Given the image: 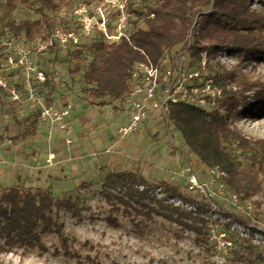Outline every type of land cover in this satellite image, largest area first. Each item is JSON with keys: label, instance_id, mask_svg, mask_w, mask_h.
Listing matches in <instances>:
<instances>
[{"label": "trees", "instance_id": "1", "mask_svg": "<svg viewBox=\"0 0 264 264\" xmlns=\"http://www.w3.org/2000/svg\"><path fill=\"white\" fill-rule=\"evenodd\" d=\"M99 1H75L65 19L60 14L61 0H0V40L6 38L22 45L45 43L56 27L75 26L73 5ZM137 1L142 4L140 9H133V1H127L128 36L119 41H109L101 31L94 30L79 44L61 49L53 42L45 50L32 53L45 73L43 81L31 79L33 93L36 94V85H42L47 87L46 105L67 101H61L55 92L59 79L54 76V69H45L46 54L61 55L73 62L68 70L79 74L80 92L88 102L104 104L106 99H111L122 105L131 90V70L135 62L149 59L155 63L166 54L172 56L178 49L186 48L183 60L186 67L198 64L202 54L208 51V72L218 83H235L244 92L254 90V101L262 108L253 111V115L264 116V81L246 72L248 65L264 61V0ZM109 16L112 17L108 25L111 30L116 12L111 11ZM222 47L236 59L230 69L218 62L211 63ZM1 50L0 65L7 52L5 47ZM22 79L20 69L11 71L8 78L9 85L15 86L20 94L25 92ZM5 93L0 90V98ZM234 95L235 92L226 94L219 104L226 107V116L220 115L217 108L208 111L188 102L167 103L165 114L168 127L181 135L187 152L204 166H216L224 171L227 189L247 200L257 194L264 196V137L247 138L232 125L231 121L239 114L238 107L251 105L247 97L234 99ZM40 123L37 107L18 121L22 131L10 138L11 143L33 137ZM80 186L89 187V184L81 183ZM159 188L166 196L195 205L196 211L175 205L166 197H158L155 190ZM98 195L109 205L105 220L111 225L118 224V214L141 216L148 221L157 216L195 233L197 242L208 239L207 222L201 215L208 211L206 204L186 197L177 186L166 181L152 184L135 170H109L101 180ZM86 208L79 194L54 196L49 186L31 188L15 184L4 187L0 191V254L15 247L46 252L48 248L43 237L56 235L64 256L74 258L77 264H101L89 254L82 257L71 251L64 224L53 216V212L59 210L76 216ZM241 248L248 255L254 253L258 260H264L262 252L256 251L258 246L248 240L242 241Z\"/></svg>", "mask_w": 264, "mask_h": 264}, {"label": "rangeland", "instance_id": "2", "mask_svg": "<svg viewBox=\"0 0 264 264\" xmlns=\"http://www.w3.org/2000/svg\"><path fill=\"white\" fill-rule=\"evenodd\" d=\"M75 1L61 0L60 14L65 19ZM132 1L133 9H140L142 4ZM1 42L11 41L1 39L0 61L3 58L1 48L9 50ZM220 56L217 51L211 63L218 62L225 69L236 63L231 55L226 60ZM45 57V69H54V76L59 79L55 92L61 101L71 100L74 105L76 114L70 121L72 142L66 143L57 127L41 121L33 137L12 144L10 138L22 131L18 121L35 108L45 105L47 87L35 86L36 99L33 102L26 99L23 91L19 100H14L8 93L3 94L0 98V191L4 185L20 184L31 188L49 186L54 196L79 194L87 207L85 210L76 216L59 210L54 211L53 216L64 224L71 251L82 257L89 254L101 264H264V260H258L254 253L248 255L240 242L224 255L212 249L209 239L197 242L195 233L182 230L175 223L157 216L148 221L141 216L118 214V224H109L105 220L109 205L98 195L107 171H138L152 184L166 181L177 186L186 197L196 198L207 205L199 195L186 190L182 177L187 158L199 160L187 152L181 135L158 115L149 116L137 131L120 138L117 129L126 121L125 105L111 99H106L104 104L88 102L80 92L79 74L68 70L73 62L61 55L53 57L46 54ZM246 72L264 81V61L248 65ZM230 84L237 88L235 99L245 96L251 103L245 108L238 107L240 111L231 121L232 125L247 138L264 137V116L253 115V111L262 108L254 101L255 91H240L235 83ZM49 152L56 154L51 164L46 161ZM81 183H88L89 187H82ZM251 205V216L256 219L252 221L264 230V196H253ZM234 218L240 224L239 219ZM221 219L219 223H222ZM43 241L48 248L46 252L15 247L0 254V264H77L74 258L62 254L56 235H45ZM256 251L264 255V246Z\"/></svg>", "mask_w": 264, "mask_h": 264}, {"label": "built area", "instance_id": "3", "mask_svg": "<svg viewBox=\"0 0 264 264\" xmlns=\"http://www.w3.org/2000/svg\"><path fill=\"white\" fill-rule=\"evenodd\" d=\"M127 1L101 0L97 3L80 2L73 5L75 26L56 27L45 43L22 45L1 42V45L9 47V50L6 52L4 62L0 65V90L6 91L14 100L20 99V91L8 82L11 71L20 69L23 74L26 99L35 101L31 79L43 81L45 73L31 54L45 50L53 42L57 43L61 49H65L68 45L79 44L94 30L101 31L109 41H119L122 37H127L130 16L126 10ZM111 11L116 12V16L113 21L114 26L109 30ZM190 35L191 31L188 33V42ZM185 51L186 48H180L172 56L166 54L155 63L149 59L134 63L131 70V90L123 101L126 121L117 129L120 138L137 131L149 116L158 115L168 121L165 109L169 102H188L202 109L217 108L220 115H227L226 107L219 104L226 94L236 93L237 88L230 82L218 83L208 72V51L202 54L198 64L190 67H186L183 61ZM218 51L221 58L224 60L228 58L229 53L225 47ZM236 96L237 94L234 95V99ZM39 109L41 121L57 127L64 136V141L71 143L70 135L73 127L70 114L74 109L73 102L70 100L65 103L53 102L42 105ZM55 157L54 152H49L46 161L51 164ZM225 176L224 171L218 167H206L189 158L182 172L186 190L191 194L199 195L207 203L208 211L202 212L201 215L207 222L208 239L212 249L227 255L237 247L238 242L241 244L244 239L252 245L264 246V230L252 221L256 219L251 216L253 212L251 199L242 200L235 192L228 190ZM155 194L158 197H166L167 201L184 209L196 211L195 205L178 197L166 196L160 188L155 190ZM213 215L217 217L212 219ZM220 217L223 218L220 221L226 225L218 222ZM234 217L239 219L240 224L234 221Z\"/></svg>", "mask_w": 264, "mask_h": 264}, {"label": "crops", "instance_id": "4", "mask_svg": "<svg viewBox=\"0 0 264 264\" xmlns=\"http://www.w3.org/2000/svg\"><path fill=\"white\" fill-rule=\"evenodd\" d=\"M75 114H76V113H75L74 111L71 112V114H70V121H71V122L73 121L72 119H73V117L75 116ZM8 172H9V171H8ZM2 176H5V175L3 174ZM8 177H9V176H8ZM4 179H6V177H5ZM10 186H11V184H10ZM2 187H8V186H5V185H4V186H2Z\"/></svg>", "mask_w": 264, "mask_h": 264}]
</instances>
